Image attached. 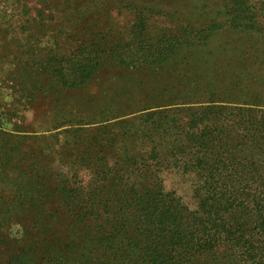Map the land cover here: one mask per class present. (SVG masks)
Wrapping results in <instances>:
<instances>
[{
    "label": "trees",
    "instance_id": "16d2710c",
    "mask_svg": "<svg viewBox=\"0 0 264 264\" xmlns=\"http://www.w3.org/2000/svg\"><path fill=\"white\" fill-rule=\"evenodd\" d=\"M30 2L0 16V58L15 100L48 114L0 119V264H264V93L220 78L224 54L199 51L214 30L155 27L145 0ZM247 6L226 0L235 26ZM105 75L109 101L69 100Z\"/></svg>",
    "mask_w": 264,
    "mask_h": 264
},
{
    "label": "rangeland",
    "instance_id": "374dc122",
    "mask_svg": "<svg viewBox=\"0 0 264 264\" xmlns=\"http://www.w3.org/2000/svg\"><path fill=\"white\" fill-rule=\"evenodd\" d=\"M31 7L36 6L35 0H30ZM139 2L141 0H132ZM148 6H153L152 12L148 13L151 24L159 28H176L187 29L188 31H200V36L204 37L208 34V28L214 30L213 36L210 39L209 48L201 47L199 51L209 52V50L219 52L223 55L224 62L222 65L216 66L215 70L220 73V78L224 79L228 84L236 87L233 93L238 96H254L256 94L264 93V0H247L251 7V11L246 13V20L243 21V26H235L232 18L228 16L226 10V0H145ZM27 2V1H24ZM34 2V3H33ZM144 3V4H145ZM152 8V7H151ZM261 8V9H260ZM20 10V5L16 0H0V16L4 12H8L14 16L12 22L17 23L15 19H20L17 14ZM129 10H124L116 17V24L125 26L131 23ZM1 22V17H0ZM217 24L218 27L212 29L210 26ZM207 28V29H206ZM117 29V28H116ZM158 29V28H157ZM174 29V30H176ZM53 32L49 31L47 35L39 34L37 36L40 45L45 44L49 35ZM192 37L194 34L191 35ZM1 39V38H0ZM210 41L201 42V44H208ZM208 49V50H207ZM215 59V57H214ZM11 58H0V119L5 110V107L19 108L16 114H22L26 118L25 125H37V121H41L47 116V101L38 98L34 105L26 104L23 99V104L27 107L24 109L23 105L17 102V96L13 88L12 82L8 78V72L13 69ZM186 62V61H185ZM191 66V65H190ZM190 66L186 67L189 70V75L192 76ZM167 74V72H166ZM167 75H170L167 74ZM109 78L105 75L101 81L95 83L88 88H84L74 94H70L69 100L73 102L75 98L81 96V100H86L92 95H96L100 100L109 101V95L113 94L114 82H109ZM108 82V84H107ZM119 82L116 80V83ZM108 91L107 94L103 93ZM67 98V97H66ZM83 101L78 102L87 109H96L95 103L91 100L88 103ZM36 115L37 121L33 120V113ZM16 120V119H14ZM166 185L168 188H174L191 206H194L195 200L193 198V187L191 180L183 176H167Z\"/></svg>",
    "mask_w": 264,
    "mask_h": 264
}]
</instances>
